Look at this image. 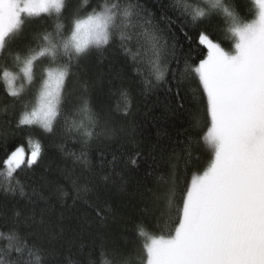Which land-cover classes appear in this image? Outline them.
Here are the masks:
<instances>
[{
	"label": "snow or ice",
	"instance_id": "snow-or-ice-1",
	"mask_svg": "<svg viewBox=\"0 0 264 264\" xmlns=\"http://www.w3.org/2000/svg\"><path fill=\"white\" fill-rule=\"evenodd\" d=\"M252 4V18L245 20L227 0H172V14L159 16L142 0H80L73 9L67 0H0V85L10 104L20 105L18 129L53 132L74 63L118 40L138 75L144 74L142 65L149 68L145 86L165 88L172 93L174 110L191 117L193 133L184 141L187 155H193L194 145L209 150L206 168L192 174L182 189L175 166L167 180L161 179L162 190L149 189L154 207L164 201L165 234H155L139 222L134 237L139 247L102 244L100 256L113 257L102 264H264V0ZM217 18L228 24L230 50L200 30V52L195 55L206 50V56L197 60L189 54L185 59V41L191 48L189 30ZM36 19H52L54 26L34 34L37 45H25L22 53L20 38ZM172 62H183V70L173 72ZM186 82L198 93L193 97L196 109L184 103L181 87ZM122 97L127 112V94ZM76 115L82 117L79 123ZM97 123L85 98L72 114L68 131L81 134L87 144ZM25 143L27 149L18 144L0 161L7 178L5 192L23 194L19 173L41 156L38 139L29 136ZM139 155L130 156L128 163L136 165ZM73 186L76 198L92 206L90 185L73 181ZM96 214L104 218L99 210ZM10 232L17 240L10 246L16 255L0 254V264H47L43 248L16 229ZM92 256L81 249L67 264H96Z\"/></svg>",
	"mask_w": 264,
	"mask_h": 264
},
{
	"label": "trees",
	"instance_id": "trees-1",
	"mask_svg": "<svg viewBox=\"0 0 264 264\" xmlns=\"http://www.w3.org/2000/svg\"><path fill=\"white\" fill-rule=\"evenodd\" d=\"M79 2L67 0L69 9ZM142 2L157 16L172 14V0ZM227 3L234 6L242 19L252 18V0H227ZM53 26L52 19L28 23L19 50L23 53L25 45L35 47L34 34L45 29L51 31ZM227 28V22L217 18L201 24L199 29H190L191 48L185 41V59L189 54L197 60L206 56V50L199 57L195 55L200 52L196 43L200 30H207L215 42L230 50L232 40ZM131 47L135 50L134 42ZM142 67L144 74L138 75L131 56L123 52L118 40L84 57L78 65L74 63L73 74L66 84L64 110L51 133L18 129L20 105H11V98L0 85V161L18 144H25L27 149L25 142L29 136L42 145L37 163L19 173L23 194L19 190L3 191L7 178L0 169V254L16 255L10 247L17 242L11 229L43 248L47 264H67L81 249L93 253L96 264L110 262L112 255L101 257L100 246L138 248L140 240L134 237L139 222L155 234H165L161 228L167 219L162 214L166 211L164 201L154 207L149 189L162 190L160 181L169 178L173 166L180 181L178 187L182 189L192 174L202 173L210 154L206 147L194 145L193 155H187L184 141L193 133L191 117L188 112L174 110L175 103H169L172 93L165 88L149 90L145 86V75L150 70L147 65ZM171 68L173 72L182 71L183 62L179 65L172 62ZM194 89L195 85L189 88L187 82L181 87L184 103L190 109L198 107L193 99L198 96ZM122 93L127 94V112ZM85 98L98 119L96 134L87 144L82 142L81 134L68 131L72 114ZM81 118L75 116L77 123ZM82 152L86 154L84 157ZM135 153L140 155L136 157L137 164L132 165L128 160ZM73 181L90 185L92 206L76 198ZM97 210L103 219L97 216ZM172 219L175 220V215Z\"/></svg>",
	"mask_w": 264,
	"mask_h": 264
},
{
	"label": "rangeland",
	"instance_id": "rangeland-1",
	"mask_svg": "<svg viewBox=\"0 0 264 264\" xmlns=\"http://www.w3.org/2000/svg\"><path fill=\"white\" fill-rule=\"evenodd\" d=\"M30 109H31V108H30ZM30 109H29V110H30Z\"/></svg>",
	"mask_w": 264,
	"mask_h": 264
}]
</instances>
